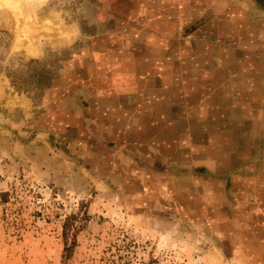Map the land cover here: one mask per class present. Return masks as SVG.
Here are the masks:
<instances>
[{
	"label": "rangeland",
	"instance_id": "374dc122",
	"mask_svg": "<svg viewBox=\"0 0 264 264\" xmlns=\"http://www.w3.org/2000/svg\"><path fill=\"white\" fill-rule=\"evenodd\" d=\"M0 264H264V0H0Z\"/></svg>",
	"mask_w": 264,
	"mask_h": 264
}]
</instances>
